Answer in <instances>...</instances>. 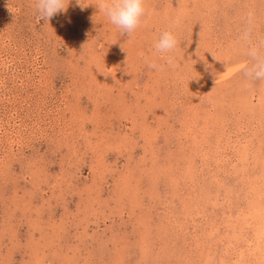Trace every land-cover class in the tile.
Masks as SVG:
<instances>
[{"label":"rangeland","instance_id":"obj_1","mask_svg":"<svg viewBox=\"0 0 264 264\" xmlns=\"http://www.w3.org/2000/svg\"><path fill=\"white\" fill-rule=\"evenodd\" d=\"M80 3L0 0V264H264V84L236 43L264 0H145L131 37Z\"/></svg>","mask_w":264,"mask_h":264},{"label":"clouds","instance_id":"obj_2","mask_svg":"<svg viewBox=\"0 0 264 264\" xmlns=\"http://www.w3.org/2000/svg\"><path fill=\"white\" fill-rule=\"evenodd\" d=\"M70 0H36L37 19L48 23L52 18L66 12ZM76 3L81 6L80 0ZM111 25L120 30L122 35L129 37L141 26L146 15L145 0H99L98 8ZM257 12L249 8L244 17V23L237 36V46L243 50L246 63L242 68L241 87L251 89L254 85L264 84V36L256 33ZM70 22V21H69ZM178 46L176 35L171 30L160 33L154 44L156 53L164 57L165 63L158 64L147 58L148 68L163 72L175 67L174 51ZM227 70V68H226Z\"/></svg>","mask_w":264,"mask_h":264}]
</instances>
